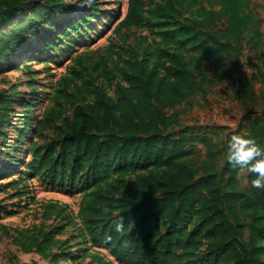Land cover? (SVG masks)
I'll return each mask as SVG.
<instances>
[{"label":"trees","instance_id":"16d2710c","mask_svg":"<svg viewBox=\"0 0 264 264\" xmlns=\"http://www.w3.org/2000/svg\"><path fill=\"white\" fill-rule=\"evenodd\" d=\"M64 4L65 0H45L32 22L42 21ZM31 5L26 0H0V29ZM146 12L147 0H128L117 30L149 25V54L126 61L122 55L112 59L121 76L115 94L95 87L94 100L78 103L72 121L65 122L54 141L59 143L44 153L35 149L40 159L33 168L36 173L48 172L55 182L71 181L83 191L91 189L85 193L78 215L92 244L120 261L264 264L260 246L264 241V190L252 187L255 174L249 171L248 188L241 187L238 176L242 169L233 168L228 160L217 169L218 151L227 147L228 139H222L224 147L208 133L180 127L185 111L177 108L199 93H210L231 76L248 46L256 49L264 64L260 20L251 0H160L151 17ZM157 18L165 22L152 25ZM221 22L224 24L219 26ZM26 27L17 24L2 35L0 60L24 38ZM141 41L147 42V37ZM206 61L213 71L206 69ZM107 62L104 71L109 78ZM257 64L253 65L260 69ZM87 73L88 67L75 68L63 81L54 96L57 106L46 110L41 129L49 128L53 115L74 100L72 84ZM256 80L254 72L245 75V99ZM82 89H86L84 83L78 88ZM10 106L0 93V127ZM242 126L244 136L264 147V103L260 109H245L239 128ZM190 141L205 146L204 159L200 160ZM57 146L70 151L73 160L62 153L55 158ZM144 162L153 169L129 178ZM194 215L198 221L188 232L185 225ZM203 245L205 251L199 256L197 250ZM34 246L41 247L38 238L25 245L27 249Z\"/></svg>","mask_w":264,"mask_h":264},{"label":"rangeland","instance_id":"374dc122","mask_svg":"<svg viewBox=\"0 0 264 264\" xmlns=\"http://www.w3.org/2000/svg\"><path fill=\"white\" fill-rule=\"evenodd\" d=\"M44 1L26 0L32 5L13 23L0 29L1 40L15 25L27 26L24 38L15 42L13 49L0 60V93L11 105L0 127V264H102L100 259L107 264H138L120 261L107 249L92 244L78 215L81 201L91 189L83 191L71 181L55 182L51 174L36 173L33 166L40 159L35 149L44 153L49 146L59 143L54 141L65 122L72 121L78 103L94 100L95 87L115 94L116 81L121 76L112 59L122 55L126 61L131 56L143 58L149 54L150 26L117 30L126 14L128 0H65L63 8L33 23L37 7ZM158 1L147 0L146 17L153 15ZM251 8L260 20L264 44V0H251ZM164 22L165 19L157 18L152 19L151 24L159 26ZM143 36L147 37V42L142 43ZM110 46H114V50H110ZM262 59L256 49L248 46L231 76L214 86L210 93H199L192 102L180 107L185 111L180 127L188 126L190 132L208 133L224 147L222 139L229 141L233 134L244 135L245 123L243 129L239 126L245 109H260L264 103ZM105 61H108L109 78L105 76ZM254 63H259L260 69ZM205 65L208 71H213L212 64L206 61ZM83 67H88V73L74 82L70 90L75 95L74 100L53 115L49 128L41 129L46 110L57 106L56 91L63 87V81L72 76L75 68ZM252 72L258 80L252 83L251 94L245 99L242 83L245 75L250 76ZM82 83L86 89L80 91ZM209 125L211 130L205 127ZM189 143L196 146L200 160L206 157L205 146L195 141ZM218 152L216 167L220 169L227 160L228 149ZM60 153L73 160L70 151L57 146L54 157ZM140 165L129 178L153 169L148 162ZM247 174L248 170L242 169L238 176V184L244 189L248 188ZM197 221L194 215L186 223L188 232L195 229ZM33 238H38L41 247L27 249L25 245ZM260 246L264 259V241ZM204 251L203 245L197 254L202 256Z\"/></svg>","mask_w":264,"mask_h":264},{"label":"clouds","instance_id":"9594fccd","mask_svg":"<svg viewBox=\"0 0 264 264\" xmlns=\"http://www.w3.org/2000/svg\"><path fill=\"white\" fill-rule=\"evenodd\" d=\"M227 160L233 168L247 169L255 174L251 185L255 189L264 190V147L251 137L233 134L228 143ZM121 225H117L119 230Z\"/></svg>","mask_w":264,"mask_h":264},{"label":"crops","instance_id":"0c3cea01","mask_svg":"<svg viewBox=\"0 0 264 264\" xmlns=\"http://www.w3.org/2000/svg\"><path fill=\"white\" fill-rule=\"evenodd\" d=\"M182 106V105H181ZM181 106H178L177 108H180Z\"/></svg>","mask_w":264,"mask_h":264}]
</instances>
